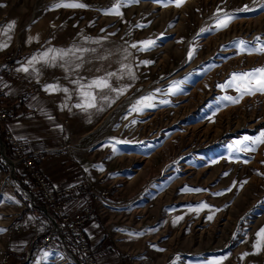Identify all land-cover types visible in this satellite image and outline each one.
Returning a JSON list of instances; mask_svg holds the SVG:
<instances>
[{
	"label": "rangeland",
	"instance_id": "1",
	"mask_svg": "<svg viewBox=\"0 0 264 264\" xmlns=\"http://www.w3.org/2000/svg\"><path fill=\"white\" fill-rule=\"evenodd\" d=\"M60 2L0 0L2 18L11 15L17 21L6 51L18 47L26 58L49 48L89 50L54 63L38 62V81L31 85L22 78L19 84L30 86L27 93L21 97L22 89L14 100L7 94L4 100L16 108L17 117L27 112L19 98L27 102L39 92L44 95L58 118L56 140L66 136L62 145L47 148L46 157L77 163L81 171L74 181L103 176L109 188L106 204L97 206L91 221L95 231L86 234L88 223L82 228L96 263L264 264V241L256 248V233L264 227V143H238L264 132V92L241 97L237 85L243 81L219 86L231 81L233 73L264 67V52L252 50L264 47V0H183L180 7L175 0H121L122 15L105 14L116 0H78L87 7L52 8ZM225 13L233 18L227 27L217 28ZM38 22L44 29L41 38L23 46L26 31L33 39L28 32ZM149 39L155 45L140 51L138 42ZM241 40L250 43L245 47ZM109 72L116 73L109 78L111 88L126 89L124 93L93 88L97 106L87 111L75 107L82 102L80 84ZM49 84L68 91H44ZM149 94L155 107L129 114ZM1 130L0 228L6 231L0 232V264L3 255L6 264H13L21 250L24 264H83L57 243L47 252L26 255L34 233L41 231L35 218V210L42 216L41 201H32L18 184L19 176L30 182L22 170H11L5 162L10 150ZM54 149H60L59 155ZM243 181L247 183L241 186ZM230 186L232 191L225 192ZM197 188L205 191L188 190ZM201 203L210 207L195 211ZM79 204L70 200L66 211ZM103 236L114 251L96 258Z\"/></svg>",
	"mask_w": 264,
	"mask_h": 264
},
{
	"label": "built area",
	"instance_id": "2",
	"mask_svg": "<svg viewBox=\"0 0 264 264\" xmlns=\"http://www.w3.org/2000/svg\"><path fill=\"white\" fill-rule=\"evenodd\" d=\"M24 53L15 47L0 55V80L12 84L23 82L17 67L24 62ZM7 93L0 92V124L3 127V139L10 150V156H4V160L11 170L18 167L27 179L34 185L41 201L39 212L44 217L41 231L35 232L26 255L33 250L44 252L57 243L64 251L75 254L83 264H97L93 255V249L82 234V228L91 222L97 213V206L106 204L104 199L109 194V188L103 176H98L93 182H88L81 177L77 181L68 183L60 188H53L51 182L42 174L41 163L48 153L47 148L27 149L24 142L19 140L5 125L17 115L16 108L12 104H6L4 97ZM60 149H54L59 155ZM6 178V177H5ZM102 188L97 189L96 186ZM72 199H78L80 204L76 209L66 211L68 203ZM6 255L2 256L5 262ZM131 257L127 256L129 260Z\"/></svg>",
	"mask_w": 264,
	"mask_h": 264
},
{
	"label": "snow or ice",
	"instance_id": "3",
	"mask_svg": "<svg viewBox=\"0 0 264 264\" xmlns=\"http://www.w3.org/2000/svg\"><path fill=\"white\" fill-rule=\"evenodd\" d=\"M135 2H138V0H135ZM157 2H159V0H157ZM183 0H175V4L177 7H180L182 4ZM60 7H67V8H84L87 7V5L78 2V0H71V2H66V0H61L60 3H56L52 6L53 9L55 8H60ZM121 7V0H116V3L113 4V6L110 9L104 10L105 14H116V15H122L119 12V8ZM243 10H248L247 6H245V8ZM222 9H217V13L221 12ZM233 18V15L231 13H225L223 15L222 18L218 19L216 22V26L217 28H223V27H227L228 23L231 21V19ZM140 25H137V27H139ZM15 27V21L10 22L5 28H3L2 32H0V35H4L7 37V41L11 40V35H9V33L14 29ZM103 31V29H102ZM203 31V30H202ZM257 40H259V37L256 38ZM140 45H142L139 50L140 51H147L150 47L155 45V41L153 40H144L141 42H138ZM241 45L247 47L248 43L250 42H245L243 40H241L239 42ZM137 44H132L131 47L132 48H137ZM8 47V43L7 42H3L0 41V50H2L3 48ZM242 51L244 50L243 48L241 49ZM253 51L256 52H264V47H260L258 49L253 48ZM76 51H79L81 54H83V52L89 51L88 49H69V50H57L54 48H49L48 50L42 52L39 56L37 55H33L31 59H29L27 61V66H22L19 71H23V72H28L30 68H32L35 71L34 65L37 62L43 61L45 63H49L52 62L54 63L57 59L60 60H64L65 57L70 56V55H74ZM92 51H95V49H92ZM193 52L192 50L189 51L188 56L189 58H191ZM77 59H79V57H77ZM142 63L144 64H148L151 63V61H142ZM81 65L80 64H76L75 67L79 68ZM126 67V66H125ZM127 74L134 77V74L132 73L131 69L128 68ZM116 73L113 72H109L107 73L105 76L103 77H97L94 78L89 84L84 85V84H80V96L82 98V102L78 103L75 105V107L80 108L84 111H87L88 109L91 108H95L96 105V95H94L92 89H110L111 91H114L117 93V95H122L124 93V91L126 89H113L111 88V85L109 83V78L115 76ZM258 77V78H257ZM255 79V82H253V79ZM237 81H243V83L237 85V91L241 92V97L244 94L247 95H253L255 94V92H264V67L261 68H256V69H252L249 72H245V73H233L232 74V80L229 81L227 84L225 85H219L220 87H232L233 84ZM75 83V82H74ZM177 82H173V84L175 85ZM241 89H243V91H241ZM45 90L48 92H56V91H64L67 92L68 90L65 89H61L58 85H53V84H49L45 86ZM159 91V90H157ZM170 92H174L175 91V87H172L169 89ZM153 96L152 94H149L148 96H144L141 97L140 99H138L135 104H133L130 107L129 110V114L135 112V113H139L142 112L144 110V108H151V107H155V105L152 103L153 100ZM105 100H107V97H104ZM224 99L231 101L232 103H239V98H233L231 96H226L224 97ZM114 102V101H113ZM67 105H65L66 107ZM136 121L133 120L132 123H135ZM247 140H252L253 144H259V143H264V132L260 133V135L256 138H252V137H243L242 141L238 142V143H242L243 141H247ZM245 151H247L248 149H243ZM251 150H255L254 148ZM247 162V161H245ZM101 170H103L101 168ZM224 175H227V173H225ZM236 181H233V186L236 185ZM243 183H247V181H243L241 183V186H243ZM189 191H194V192H200V191H205L204 189H188ZM227 191H232V187L230 186L228 189H225V192ZM223 192H217L215 193V195H223ZM210 207L209 205H207L206 203H201L199 205L198 208L194 209L195 211L199 212L201 209L203 208H208ZM193 210V209H190ZM181 219L180 217L177 218ZM209 220L212 219V216L210 215L208 217ZM176 221H174L175 223ZM6 231L5 229L0 228V232ZM257 235V241H256V248L257 250H259V246L261 244V241H264V227H262L261 229L258 230V232L256 233ZM160 251H163L162 249ZM48 254L45 253V256H47ZM248 255V253H243V256ZM212 264H219L218 261H213Z\"/></svg>",
	"mask_w": 264,
	"mask_h": 264
},
{
	"label": "crops",
	"instance_id": "4",
	"mask_svg": "<svg viewBox=\"0 0 264 264\" xmlns=\"http://www.w3.org/2000/svg\"><path fill=\"white\" fill-rule=\"evenodd\" d=\"M12 21H15L16 27V18L11 15H6L2 18V10L0 8V32H2L3 28H5ZM15 27L9 33V35H11L10 41H7L6 36L0 35V41L8 43V47L0 50V54L11 48ZM42 28L43 26L40 24V22H38L33 27L31 26V30H29L28 35H34V37L33 39L32 37H27V30L24 35V38L27 39V42L25 41L23 46L32 43V41L40 39L42 33L44 32V29L42 32ZM40 33L41 36L38 38ZM15 42L17 44V40H15ZM32 56L33 55H30L29 57L26 56L25 61L17 67V70L22 75V78H24V80L29 82L31 85L38 81V62L34 65L35 71L32 68H30L28 72L19 71V69L22 66H27V61L31 59ZM26 82L22 85H17L0 80V92H6L8 99L14 100L17 92L24 88L26 90L30 89V86L26 84ZM43 89L46 91L45 86ZM48 104L49 101H47L46 97L39 92V95L31 98L29 101L24 103V107H21L23 112L25 110L27 111L25 112V115L19 114L16 118L9 120L5 125L13 132L14 135H16L22 142L25 143L27 149L29 150L56 147L57 145H62V142H66V136L63 134H61L62 136H59V139H62L61 141L56 140L55 135L61 133L56 131L58 129L56 128L58 118L54 115V113L51 112L50 108H48ZM68 146L71 145L68 143ZM40 170L50 180L53 188H60L67 183L78 179L80 177L81 171L80 166L77 163L65 161L62 156L53 155L46 157L45 161L40 165ZM94 229L95 226L92 225V222L85 226L86 234L93 233L95 231ZM108 256L109 255H105V257Z\"/></svg>",
	"mask_w": 264,
	"mask_h": 264
},
{
	"label": "trees",
	"instance_id": "5",
	"mask_svg": "<svg viewBox=\"0 0 264 264\" xmlns=\"http://www.w3.org/2000/svg\"><path fill=\"white\" fill-rule=\"evenodd\" d=\"M24 93H27L26 89H23L20 92V96L22 97ZM18 102H19L18 104L22 107V105L25 103L24 98L23 99L19 98ZM0 165H1V163H0ZM18 184L20 185L22 190L27 191V192L30 193L32 201H34L35 203H37L39 201L38 194H37L36 189H35V187H34V185L32 183L23 180L22 177L19 176ZM35 212H36V216H35L36 223L37 224H41V222L43 220V217L40 214L37 213V210H35ZM53 246H54V244H52V247ZM113 251L114 250H113V248H112V246L110 244L109 238L107 236H103L101 238V240L97 244V247L95 249V256H96V258L97 257L100 258V257L105 256V255H110L111 252H113ZM23 253H24V251L21 250L20 257L17 258V260H15V262L13 264H24V257L22 255ZM6 263H7V261H5L4 264H6Z\"/></svg>",
	"mask_w": 264,
	"mask_h": 264
}]
</instances>
